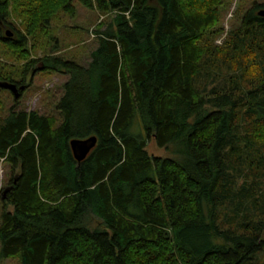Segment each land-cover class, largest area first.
<instances>
[{
	"label": "trees",
	"instance_id": "16d2710c",
	"mask_svg": "<svg viewBox=\"0 0 264 264\" xmlns=\"http://www.w3.org/2000/svg\"><path fill=\"white\" fill-rule=\"evenodd\" d=\"M76 1L106 17L87 65L61 50ZM232 1L0 0V84L69 76L56 115L0 121V262L264 264V2L218 46Z\"/></svg>",
	"mask_w": 264,
	"mask_h": 264
},
{
	"label": "rangeland",
	"instance_id": "374dc122",
	"mask_svg": "<svg viewBox=\"0 0 264 264\" xmlns=\"http://www.w3.org/2000/svg\"><path fill=\"white\" fill-rule=\"evenodd\" d=\"M264 2V0H233L229 9L226 10L223 27L224 33L219 36L215 44L222 46L230 30L238 25L240 13L249 8L253 2ZM77 14L76 17H66L59 26V38L62 44L63 54L69 57H76L84 61L85 65L90 62L91 52L96 48L95 30L100 23L104 22L106 17L97 11H91L84 8L77 1L74 3ZM17 24L20 20L14 18ZM41 57V54L39 55ZM6 58L0 55V62H5ZM32 74L26 78V83H31ZM69 76L66 74H35L31 87L24 92V95L17 100L10 91L0 90V121L5 119L12 108L19 110L37 111L40 114L56 115L55 105L64 94V85ZM11 83V82H10ZM149 155L165 158L170 153L165 149L157 147L154 140L150 141L147 147ZM18 172V171H16ZM14 173L3 160L0 163V211L2 209V192L9 188L10 179ZM12 211V208H9ZM0 264H15V262H0Z\"/></svg>",
	"mask_w": 264,
	"mask_h": 264
},
{
	"label": "water",
	"instance_id": "95a60500",
	"mask_svg": "<svg viewBox=\"0 0 264 264\" xmlns=\"http://www.w3.org/2000/svg\"><path fill=\"white\" fill-rule=\"evenodd\" d=\"M258 14L259 16L264 17V10H261ZM9 35L11 36V34ZM0 88L10 91L14 95L16 100L20 98L21 91L25 90V86L19 88L14 83H1ZM96 145V137H91L87 140H73L71 142V149L75 160L79 163L84 161L88 157L90 151L94 149Z\"/></svg>",
	"mask_w": 264,
	"mask_h": 264
},
{
	"label": "flooded vegetation",
	"instance_id": "af4514ba",
	"mask_svg": "<svg viewBox=\"0 0 264 264\" xmlns=\"http://www.w3.org/2000/svg\"><path fill=\"white\" fill-rule=\"evenodd\" d=\"M18 86V85H17ZM19 88L20 87H22V86H18ZM93 150V149H92ZM92 150L90 151V153L92 152ZM90 153L88 154V156L90 155ZM10 189V187L7 189V190H9Z\"/></svg>",
	"mask_w": 264,
	"mask_h": 264
}]
</instances>
